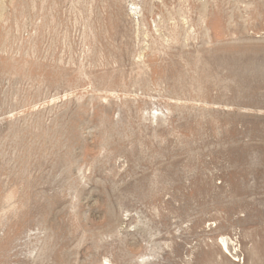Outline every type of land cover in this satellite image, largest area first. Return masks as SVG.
I'll return each instance as SVG.
<instances>
[{
	"label": "rangeland",
	"instance_id": "1",
	"mask_svg": "<svg viewBox=\"0 0 264 264\" xmlns=\"http://www.w3.org/2000/svg\"><path fill=\"white\" fill-rule=\"evenodd\" d=\"M0 264H264V0H0Z\"/></svg>",
	"mask_w": 264,
	"mask_h": 264
}]
</instances>
